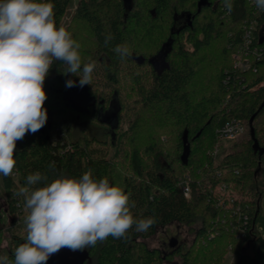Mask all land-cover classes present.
<instances>
[{"label": "trees", "instance_id": "trees-1", "mask_svg": "<svg viewBox=\"0 0 264 264\" xmlns=\"http://www.w3.org/2000/svg\"><path fill=\"white\" fill-rule=\"evenodd\" d=\"M51 2L60 26L73 0ZM232 4L229 14L223 0H79L66 28L81 44L82 59L96 61L92 85L79 87L78 76L62 74L66 65L60 61L50 68L44 82L48 122L16 142V167L11 176L0 175L15 226L27 215L23 198L14 195L27 175L40 171L51 181L79 178L91 169L95 178L107 177L131 194L136 219H155L146 232L133 226L126 239L109 237L83 249L94 256L93 264H162L177 257V264H222L229 247L234 264H264V238L256 230L264 197V59L240 71L232 58L245 26L256 21L264 32V12L250 0ZM109 33L113 39L105 46ZM118 44H126L131 55L121 59L113 51ZM124 73L130 83L123 95ZM69 79L76 86L66 87ZM73 91H83L91 103L77 108ZM234 119L244 121L247 132L215 162L217 130ZM83 125L104 131L105 138L85 129L76 136ZM185 176L190 197L182 187ZM206 177L211 188L226 182L242 195L249 215L245 239L220 223L222 213L204 188ZM198 222L186 250L163 254L147 244L159 227ZM25 237L11 235L9 260ZM2 240L0 230V255Z\"/></svg>", "mask_w": 264, "mask_h": 264}, {"label": "clouds", "instance_id": "clouds-1", "mask_svg": "<svg viewBox=\"0 0 264 264\" xmlns=\"http://www.w3.org/2000/svg\"><path fill=\"white\" fill-rule=\"evenodd\" d=\"M223 2L230 14L232 0ZM253 3L264 12V0ZM112 39L107 34L105 46ZM80 49L73 34L57 26L51 0H0V175L11 176L16 167V142L46 124L44 82L55 61L66 65L62 74L79 77V87L92 85L96 61L85 62ZM113 51L121 59L131 55L126 44ZM73 86L76 81H66ZM14 195L23 198L27 211L25 242L15 248L13 260L0 255V264H46L62 248L75 252L109 237L126 239L133 226L146 232L155 223L154 217L136 219L131 194L107 177L95 178L91 169L79 178L60 175L51 181L35 171Z\"/></svg>", "mask_w": 264, "mask_h": 264}, {"label": "built area", "instance_id": "built-area-1", "mask_svg": "<svg viewBox=\"0 0 264 264\" xmlns=\"http://www.w3.org/2000/svg\"><path fill=\"white\" fill-rule=\"evenodd\" d=\"M250 1L252 2V5L255 6L253 0ZM255 10L259 11L256 6ZM232 48H234L232 58L233 68L235 70H249L255 66L256 61H263L264 32L262 31V28L258 26L256 21L245 26L241 42L237 44V46L233 47L232 45ZM226 125H230L228 131H225ZM246 132L247 125L242 120L234 119L225 122L217 130L218 141L211 152V156L215 162H219L228 152L231 143L243 137ZM222 175L223 173L221 171H218L216 174L217 177H222ZM185 177V180L182 181V187L185 196L190 197L191 188L188 182V177ZM204 188L208 190L209 198L212 200L211 203L222 213L221 219H219L221 220L220 223L227 226V230H230L238 240L245 239L247 236L246 230L249 228V215L245 211L248 205L244 203L242 195L234 189H231L232 187L226 182L217 183L211 188L207 177L204 179ZM23 222L24 218L22 217L17 222V225L24 224ZM258 232L260 233L259 230ZM217 234L218 232L210 234L209 240L213 239ZM229 250L231 251V247H229Z\"/></svg>", "mask_w": 264, "mask_h": 264}, {"label": "rangeland", "instance_id": "rangeland-1", "mask_svg": "<svg viewBox=\"0 0 264 264\" xmlns=\"http://www.w3.org/2000/svg\"><path fill=\"white\" fill-rule=\"evenodd\" d=\"M78 2L79 0H73L72 5L69 8L68 15L62 21L63 26L66 27L70 22L72 14L74 12V8L77 6ZM179 24H181V22H179L177 25ZM186 45L190 47V44L186 43ZM122 78H123L122 86H123V95H124L129 91L127 84L130 83V78L125 73L122 75ZM70 99L72 103L81 110L84 109L92 101L86 94H84L83 91H81V93L79 91L78 92L73 91L71 93ZM48 119L49 118L47 116L46 123L48 122ZM127 122L128 121H125L123 123L125 128L128 126ZM84 129L88 130L87 132L89 136H95L96 138H101V139L105 138L104 131L97 130L89 125L78 126L76 128L75 135L76 136L81 135ZM260 202H261V213L260 215H258L259 218L256 227L257 230H259L262 236L264 237V197ZM5 206H6V202L4 198V193L0 185V230L3 235V240L1 245L3 255L8 253L7 252L8 243H10L9 240H11L12 234H19L22 236L26 234L25 224H18V225L16 224L15 226L14 223L9 219V216L7 214V208ZM198 224L199 222L195 226H189L180 223H171L167 226L159 227L156 232V235H154L153 237L147 240V244L150 248H158L163 254H167L172 250V248L170 247V241L173 238H176L178 239L179 245L182 248V250H186L192 244V241L194 239L193 231ZM234 259H235L234 255L229 251V254H227L222 264H234ZM178 261H180V258L177 257L175 258V261H173L172 263H166V264H177ZM93 262H94V256L88 259L86 264H93Z\"/></svg>", "mask_w": 264, "mask_h": 264}, {"label": "water", "instance_id": "water-1", "mask_svg": "<svg viewBox=\"0 0 264 264\" xmlns=\"http://www.w3.org/2000/svg\"><path fill=\"white\" fill-rule=\"evenodd\" d=\"M262 107H264V103ZM253 119L254 117L251 119V122ZM170 247L173 251L178 249L180 247L178 239L173 238L170 241ZM88 259H90V253L87 250L73 252L67 248H62L56 254L51 255L46 264H86Z\"/></svg>", "mask_w": 264, "mask_h": 264}, {"label": "flooded vegetation", "instance_id": "flooded-vegetation-1", "mask_svg": "<svg viewBox=\"0 0 264 264\" xmlns=\"http://www.w3.org/2000/svg\"><path fill=\"white\" fill-rule=\"evenodd\" d=\"M183 21H184V20L182 19L181 22L183 23ZM85 130L88 131L87 129H85ZM92 137H95V136H92ZM179 248H181V247H179ZM181 250H182V248H181ZM172 251H173V250H171L169 253H171ZM167 254H168V253H167Z\"/></svg>", "mask_w": 264, "mask_h": 264}, {"label": "crops", "instance_id": "crops-1", "mask_svg": "<svg viewBox=\"0 0 264 264\" xmlns=\"http://www.w3.org/2000/svg\"><path fill=\"white\" fill-rule=\"evenodd\" d=\"M167 262H163L162 264H166Z\"/></svg>", "mask_w": 264, "mask_h": 264}]
</instances>
